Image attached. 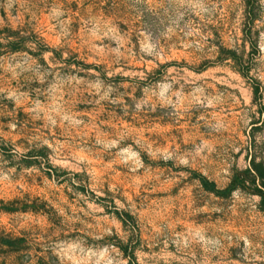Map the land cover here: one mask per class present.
<instances>
[{
    "label": "rangeland",
    "instance_id": "374dc122",
    "mask_svg": "<svg viewBox=\"0 0 264 264\" xmlns=\"http://www.w3.org/2000/svg\"><path fill=\"white\" fill-rule=\"evenodd\" d=\"M261 101L264 0H0V264H264Z\"/></svg>",
    "mask_w": 264,
    "mask_h": 264
},
{
    "label": "trees",
    "instance_id": "16d2710c",
    "mask_svg": "<svg viewBox=\"0 0 264 264\" xmlns=\"http://www.w3.org/2000/svg\"><path fill=\"white\" fill-rule=\"evenodd\" d=\"M254 96L256 101L262 99V95L260 94L259 87L254 88ZM259 114L263 117V120L260 127H264V105L263 101L259 103ZM259 127H254L256 131ZM254 146L253 149L249 152V160L250 166L248 169L239 172L236 174L228 189L224 191L218 190L217 186L214 183H211L207 178L200 176L199 181L202 187L217 196H227L226 194H230L234 191H242L248 193L250 195L259 197L261 199V206L264 210V149H258L256 146L255 140L253 141ZM259 151H258V150Z\"/></svg>",
    "mask_w": 264,
    "mask_h": 264
}]
</instances>
